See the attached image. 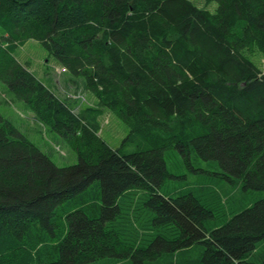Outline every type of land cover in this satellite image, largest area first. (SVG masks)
Instances as JSON below:
<instances>
[{"label": "trees", "instance_id": "16d2710c", "mask_svg": "<svg viewBox=\"0 0 264 264\" xmlns=\"http://www.w3.org/2000/svg\"><path fill=\"white\" fill-rule=\"evenodd\" d=\"M208 1L215 12L191 0H0V83L79 157L58 166L0 114V264H147L196 242L206 246L199 264H264L248 260L264 241V198L209 230L212 211L194 195L159 190L174 145L264 190V72L246 54H264V0ZM28 39L128 125L125 141L154 146H109L95 118L74 114L17 59ZM137 189L155 226L170 225L146 246L122 220L121 197Z\"/></svg>", "mask_w": 264, "mask_h": 264}, {"label": "rangeland", "instance_id": "374dc122", "mask_svg": "<svg viewBox=\"0 0 264 264\" xmlns=\"http://www.w3.org/2000/svg\"><path fill=\"white\" fill-rule=\"evenodd\" d=\"M191 1L199 8L211 12H215L218 6L216 1ZM14 53L17 59L64 101L74 114L88 115L91 120L95 118L96 134L112 148L119 149L121 154L142 151L154 146L152 139L142 136L125 141L130 132L128 125L116 113L104 107L98 97L85 88L81 78L71 77L67 69H64L65 66L40 41L28 39L19 44ZM246 54L264 72V54L258 49L249 50ZM0 114L58 166H67L79 161L74 147L56 131L42 123L28 104L15 98L1 83ZM164 158L168 174L159 188L160 192L167 196L185 193L194 195L202 205L212 211L213 215L204 221L205 227L209 230L223 225L236 213L264 198V190L244 189L240 177L229 174L218 160L202 158L192 147H188L185 154H182L175 145L166 148ZM89 189L95 197L101 196L99 181H95ZM147 196L146 190L137 189L124 194L120 201L127 237L130 241L139 242L141 246L148 245L159 234L168 235L170 226H155L152 222L153 212L144 205ZM130 217L136 219L133 225L129 224ZM205 248L204 243L196 242L182 251L165 253L157 261H149L147 264H199ZM248 260L264 261V241L249 254ZM87 264L134 263L131 259L116 261L106 257Z\"/></svg>", "mask_w": 264, "mask_h": 264}, {"label": "built area", "instance_id": "2783aa9c", "mask_svg": "<svg viewBox=\"0 0 264 264\" xmlns=\"http://www.w3.org/2000/svg\"><path fill=\"white\" fill-rule=\"evenodd\" d=\"M64 69H66V68H64Z\"/></svg>", "mask_w": 264, "mask_h": 264}, {"label": "clouds", "instance_id": "9594fccd", "mask_svg": "<svg viewBox=\"0 0 264 264\" xmlns=\"http://www.w3.org/2000/svg\"><path fill=\"white\" fill-rule=\"evenodd\" d=\"M66 68V67H65Z\"/></svg>", "mask_w": 264, "mask_h": 264}]
</instances>
